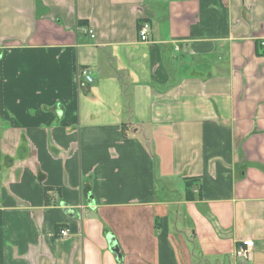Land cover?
<instances>
[{
  "label": "crops",
  "instance_id": "obj_1",
  "mask_svg": "<svg viewBox=\"0 0 264 264\" xmlns=\"http://www.w3.org/2000/svg\"><path fill=\"white\" fill-rule=\"evenodd\" d=\"M0 264H264V0H0Z\"/></svg>",
  "mask_w": 264,
  "mask_h": 264
},
{
  "label": "built area",
  "instance_id": "obj_2",
  "mask_svg": "<svg viewBox=\"0 0 264 264\" xmlns=\"http://www.w3.org/2000/svg\"><path fill=\"white\" fill-rule=\"evenodd\" d=\"M150 23L144 22L140 26L139 29V35L142 41H148L149 40V32H150ZM85 32H90L92 34V37L94 36L93 31H86ZM81 76H84L85 79L89 82H92L93 77L89 71V69H83L81 70ZM61 236L66 237L69 235V231L67 229H62L61 230ZM255 245V241L252 239L244 240L242 244L237 248L235 251V254L239 258H248L251 255L252 248Z\"/></svg>",
  "mask_w": 264,
  "mask_h": 264
},
{
  "label": "water",
  "instance_id": "obj_3",
  "mask_svg": "<svg viewBox=\"0 0 264 264\" xmlns=\"http://www.w3.org/2000/svg\"><path fill=\"white\" fill-rule=\"evenodd\" d=\"M113 251H114L115 253H117V254L120 256V253H119V250H118V248H117L116 243H115V248H113Z\"/></svg>",
  "mask_w": 264,
  "mask_h": 264
},
{
  "label": "rangeland",
  "instance_id": "obj_4",
  "mask_svg": "<svg viewBox=\"0 0 264 264\" xmlns=\"http://www.w3.org/2000/svg\"><path fill=\"white\" fill-rule=\"evenodd\" d=\"M177 195V193H175Z\"/></svg>",
  "mask_w": 264,
  "mask_h": 264
}]
</instances>
